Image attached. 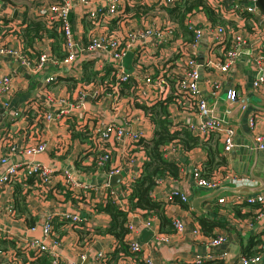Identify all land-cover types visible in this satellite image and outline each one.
<instances>
[{
    "label": "crops",
    "instance_id": "obj_1",
    "mask_svg": "<svg viewBox=\"0 0 264 264\" xmlns=\"http://www.w3.org/2000/svg\"><path fill=\"white\" fill-rule=\"evenodd\" d=\"M219 1L227 9L232 4H242L244 0ZM26 2L27 0L6 2L0 0L4 14L0 17V43L9 42L15 47L22 45L31 57L37 56L42 48L49 47L56 58H64L66 52L62 46L46 33L36 37L31 45L26 44L24 28L17 29L16 26L20 25L18 19L24 16L20 4ZM143 2L145 5L128 8L132 13L127 12L132 15L129 25L143 26L144 18L157 10L160 12L159 16L172 17L161 0ZM258 9L256 14L247 15L244 20L241 19L244 15L240 14V10L236 13L227 12L225 18L233 24L232 30L226 31L221 39L211 34L214 24L204 9L196 8L191 18L204 28L196 45L197 58L204 64L202 75L206 70L212 71L213 67L209 65L213 61L223 58L224 51L228 49L235 35L233 26L235 29L244 27L246 31L247 44L240 51L243 55H238L228 70L220 71L215 68L213 71L215 77L221 78V87L210 91L201 80L199 82L201 92L210 107H213L214 114L228 120L236 128V145L231 151L224 153V157L226 166L233 174L248 178L249 182L244 185L246 187L260 184L246 168L251 165L254 156L253 152L248 153V136L264 132V94L251 85L256 73L254 58L261 45V32L264 30V13L259 7ZM81 10L82 6H79L71 14L79 36L81 31H86L89 26L85 19L79 20ZM186 13L187 10L180 6V20L178 17L173 37L165 38L157 47H153L151 35L143 41H136L122 57L125 67L134 69L135 56L142 54V70L135 69L138 74L142 75L143 70L145 72L149 69L148 71H154L151 75L155 77L162 69L170 70L178 56L179 45L182 46L193 37L184 22ZM57 64L48 62L43 71L30 72L12 56L0 58V73L12 75L11 90L0 95V156L7 153L10 145H15L19 151L28 144L44 140L46 147L43 152L27 157L14 151L11 159L16 162L28 158L42 161L51 171L50 185L58 188L46 190L40 186L39 178L35 176H29L25 181L14 179L0 186V251H15V248L19 247L18 252L22 260H30L32 264H53L54 260L58 261L57 264H69L72 261H80L81 256H84L82 264H90L92 256L99 251L108 256L107 264H143L139 259L140 253L132 252L128 247L126 252L114 250L117 245L116 237L106 230L111 216L98 206L105 203L103 200L108 188L123 182L133 169L144 162L146 151L139 144L134 145L135 139H132L131 134L141 130L146 140L152 138L155 130L152 116L163 117L160 107L155 105L153 114L148 116L143 107L148 104L129 101L128 83H123L121 90L124 97L119 98L117 103L109 96L100 98L87 96L83 105L69 114L46 119L43 116L46 111L57 112L66 102L74 101L79 87L88 86L94 81L114 79L107 57H102L98 61L76 60L72 64L69 63V66L64 62ZM57 68L61 71L56 74V79L45 82V76L54 73ZM228 86L235 90L238 98L236 101H230L226 97L225 89ZM162 105L166 107L167 112L170 110V103ZM13 108H23L24 115L14 117L10 112ZM173 115L183 118L182 113L176 112ZM251 115L256 119L254 126L248 123ZM99 118L107 122L112 120L123 128L121 137L112 142H115L116 146L112 149L111 158L103 166H97L94 161L96 146L91 135ZM167 118L171 121L169 117ZM199 140L200 143L197 145L179 152L175 162L179 164L180 171L176 178L165 174L153 185L152 198L162 200L166 204V219L163 222L156 212L147 213L138 208H130L127 199H125L127 203L125 201L123 203L122 209L126 211V219L134 223L132 231H128L125 237H134L142 248V253L149 256L154 264L194 262L197 255L211 254L214 251L207 242L210 236L220 233L226 236V241L221 246L223 260L216 257L207 260L220 261L216 264H234L233 260L238 256V252L244 249L249 237L256 234L260 236L264 230V216L261 221L254 218L255 211L260 208L258 205L245 202L235 206L218 203L217 198L229 195L230 190H223L216 197L205 198L209 192L219 187L241 186L235 181L223 182L214 189L194 185L190 174L192 167L195 164L203 165L210 158V153L216 155L222 150V142L215 131L205 137L200 136ZM258 151L253 171L255 176L264 178V150ZM128 155L134 159L133 162H130L131 158ZM244 156L246 159L243 160ZM4 168L5 164L0 163V173ZM65 168L79 184L64 188ZM111 171L114 172L112 174L121 173L116 184L115 180L112 183L110 181ZM83 184H88L89 187ZM174 187L186 192L187 201L168 202L165 199L170 188ZM124 197L126 198V195ZM110 200H113V197ZM115 201L117 203V200ZM9 204H13L12 211L8 209ZM70 211H77L82 220L71 222L64 219L62 213ZM148 214L151 218L149 225L138 222L140 216L145 218ZM174 215L183 219L185 223L183 231L174 230L171 221ZM201 216L215 218L218 222L207 232L199 221ZM48 218L51 219L52 233L45 235L43 224ZM198 224L200 232L195 235L191 228ZM32 226L34 228H30ZM31 237H42L47 245L46 251L34 256L31 248L23 250L25 240Z\"/></svg>",
    "mask_w": 264,
    "mask_h": 264
},
{
    "label": "built area",
    "instance_id": "obj_2",
    "mask_svg": "<svg viewBox=\"0 0 264 264\" xmlns=\"http://www.w3.org/2000/svg\"><path fill=\"white\" fill-rule=\"evenodd\" d=\"M3 1L6 2L8 0ZM180 1L183 0H161L162 4L167 6V10L170 7L178 5ZM255 2L256 0H244L242 4H232L225 9V6L219 0H204V3L210 6L219 18L215 22L210 19L212 24H214L211 34L221 39L226 31L232 30L233 24L225 18L227 12L236 13L237 10H240V14L244 15H240L242 20L247 15L256 14L259 9ZM144 3L143 0H27L26 3L20 4V7L24 10V16L18 19L20 25H16L17 29H22L29 18L41 21L45 28L56 29L62 34L61 45L66 55L62 59L56 58L50 48L45 47L40 50L37 56L31 57L25 52L22 45L15 47L12 43L4 42L0 43V58L6 57V55L12 56L20 65L24 66L23 68H26L30 72H41L45 69L48 62H54L55 64L64 62L69 66V63L72 64L76 60L94 59L98 61L102 57H107L112 67L111 75L114 77L113 80L94 81L90 82L88 86L79 87L74 101L66 102L67 105L65 104L57 112L46 111L43 116L49 119L69 114L75 108L81 107L87 96H98L97 98L109 96L113 99L114 103H117L119 98L124 97L121 85L128 83L129 94L127 97L133 103H145L148 104L147 106L160 101L165 104L170 103V110L166 115H162L170 118L171 121L168 125L170 131H178L182 127H186L191 130L192 134L202 137L215 131L219 134L222 142L223 153L231 151L236 145V128L228 120L214 114L213 107H210L201 92L199 82L201 80L210 91L218 90L221 87V78L215 77L213 71L215 68H218L220 71L228 70L235 62L237 56L243 55L240 51L247 44L244 27L235 29L233 26L235 35L231 39L228 49L224 51L223 58L213 61L211 65L205 63L213 67V69L212 71L206 70L202 75L204 64L200 63L197 58L196 45L204 28L191 19L196 11V8H192L187 11L184 19L187 28L193 34L192 40H188L182 46L179 45L177 48L178 56L170 70L162 69L153 77L151 73H154V71H148L149 69H147L145 72L143 70V74L140 75L135 69L142 70L143 55L137 54L135 56L133 62L134 69H127L123 64L122 57L136 41H143L150 35L153 37L151 41L153 47H157L165 38L169 37L170 39L173 37L178 25V19L168 15L159 16V10L148 14L143 20V26L136 27L129 25V19L132 15L127 13H131L128 8H134L136 5H145ZM79 6H82L81 13L78 15L79 20L85 19L89 24L86 31H81L80 36L78 35V30L75 29L71 15ZM197 8L204 9L202 5H199ZM3 15L0 6V17ZM261 39V45L258 47L254 58L256 73L251 80V85L254 89H259L264 94V30L261 32ZM186 45H189V47ZM59 71L61 69L57 68L54 73L46 75L44 78L45 82L54 81ZM11 76L10 73H0V95L11 90ZM225 91L226 97L230 101L238 99L235 90L231 86H228ZM143 107L145 108V105ZM146 111L148 116H150V111L148 109ZM10 112L14 117L24 115L23 108H13ZM176 112L182 113L183 118L180 119V117L173 115ZM248 123L250 126L255 125L256 119L254 115L250 116ZM122 133L123 128L120 125H116L114 121L110 120L107 122L104 119H98L91 134L96 146L94 161L97 166H103L111 158L112 149L116 146V143L112 142L121 137ZM131 137L135 139L134 145L137 143L145 150L143 143L149 139L146 140L142 136L141 130L132 133ZM252 140L254 144H248L249 148L255 147L258 150H264V132L254 133ZM45 147L44 140L28 144L19 151L16 150L15 145H10L7 153L0 156V163L5 164L4 170L0 173V186L14 179L25 181L29 176H35L39 178L40 186H43L46 190L49 188L58 190L57 187L50 185L51 171L42 161L28 158L16 162L11 159V156L16 152L28 157L43 152ZM161 149L168 159L177 161L179 152L185 148L180 142L179 137H174L163 143ZM144 153L146 154V152ZM128 156L131 158L130 162H133L134 159L130 155ZM146 158L147 155L145 156ZM142 165L143 163L138 168L133 169L130 176L123 182L115 185V187L108 188L103 201L106 202L113 197L112 201L116 203L115 200H117L116 204L123 208L125 199L128 200L132 183L142 171ZM202 169V164H195L190 170L194 185L200 188L214 189L227 181H235L238 185H245L249 182L247 177H238L233 174L226 165L218 167L209 176L203 175ZM63 173L64 188H70L79 184L67 168L64 169ZM112 173L114 172L111 171L110 174ZM159 181L160 178L156 179V183ZM83 186L87 187L88 184H83ZM125 195L126 198L124 197ZM165 199L168 202H174L176 199L187 201L188 198L186 192L178 187H174L170 188ZM127 200L125 203H127ZM217 202L227 203L232 206L243 202L258 205L260 208L255 211L254 218L261 221L264 216V189L247 194L231 192L227 196H219ZM8 209L12 211L13 204H9ZM62 217L71 222H80L82 220L77 211L63 212ZM150 221V214L145 218L140 216L138 220V222L147 225L150 224ZM171 221L175 231L180 232L185 229V223L178 215L172 216ZM250 221L253 220L250 219ZM125 224L128 231H132L134 226L132 220L126 219ZM191 232L198 235L200 225L192 227ZM43 233L45 235L52 233L50 218L43 224ZM259 238L260 241L251 248L250 253H245L243 250L238 252V256L233 260L234 264H264V230L261 231ZM124 240L129 250L140 253L139 259L143 264H154L149 256L142 253L143 250L134 237L128 236ZM25 241L23 250L31 248L34 256L46 251L47 245L42 237H31ZM225 241L226 236L222 233L210 236L207 243L214 251L211 254L197 255L194 262L201 263L212 257L223 260L224 253L221 246ZM18 248H15V251H0V264H32L30 260H22ZM83 257L81 256L80 261H72L69 264H82ZM107 259L108 256L104 252L99 251L92 256L90 264H107ZM57 262V260H54L53 264H57Z\"/></svg>",
    "mask_w": 264,
    "mask_h": 264
},
{
    "label": "trees",
    "instance_id": "obj_3",
    "mask_svg": "<svg viewBox=\"0 0 264 264\" xmlns=\"http://www.w3.org/2000/svg\"><path fill=\"white\" fill-rule=\"evenodd\" d=\"M199 5H202L204 7L207 16L213 22L219 19L218 16L213 12L211 7L204 3V0H183L181 4L168 8V12H170V15L173 18L178 19V17L180 18V6L183 7L185 11H188L192 8H197ZM23 28L26 44L28 45H31L34 39L36 37L42 36L44 32L53 37L54 41H58L59 45H61L62 43V34L59 31H57L56 29L45 28L41 21L34 18H29ZM155 105H159L162 114H167L166 107L162 105V101L157 102L156 104H153L151 106H145V108L153 114ZM152 119L155 122L154 135L151 139H149L148 141H144L143 143L147 158L143 162L140 175L132 183L131 191L128 195V200L130 208L145 210V212L147 213L156 212L163 222L166 219V204L162 200L153 199L150 195V190L156 183V179L162 177L165 174L177 177L179 175L180 166L175 161L169 160L163 154L161 146L168 140L174 137H179L183 147L187 150L192 146L200 143V136L192 134L191 130L186 127H182L178 131H170L168 128L170 121L166 116L158 118L152 116ZM209 156L210 158H208L203 164L202 174L205 176H209L218 167H223L226 165V160L222 150L218 151L216 155L210 153ZM98 208L107 211L111 216V220L106 230L114 234V236L116 237L117 245L114 250H122L126 252L128 249L127 244L124 240L125 235L128 231V228L125 224L126 211L120 208L112 200H107L103 205H99ZM199 221L203 229L207 232L210 231L209 228H211L216 222H218L215 218L209 219V217L205 216H201L199 218ZM258 241H260L259 234L250 236L247 243L245 244L243 251L245 253H250L251 248ZM219 262L220 261L213 259L205 260L201 263L191 262L189 264H216Z\"/></svg>",
    "mask_w": 264,
    "mask_h": 264
},
{
    "label": "water",
    "instance_id": "obj_4",
    "mask_svg": "<svg viewBox=\"0 0 264 264\" xmlns=\"http://www.w3.org/2000/svg\"><path fill=\"white\" fill-rule=\"evenodd\" d=\"M256 5L261 9V11L264 13V0H256ZM248 138H249V140H248V142H247V144H251V142H252V144H254V142H253V140H252V137L251 136H248ZM241 148L243 149L244 147L243 146H241ZM253 152V154H254V156H253V160H252V163H251V165H249V166H247L246 168L248 169V171H249V174L252 176V177H254V178H256V180H258L259 181V183L260 184H258V186H255V187H246V186H244V185H241V186H223V187H219V188H217V189H215V190H213V191H211V192H209V194L208 195H206V197L205 198H210L211 196L213 197H216L221 191H223V190H230L232 193H241V194H247V193H252V192H257V191H259V190H261V189H263L264 188V178L263 177H260V176H255L254 175V167H255V165H256V162H257V156H258V154H259V151H258V149L257 148H248V153L250 154V153H252ZM244 159H246V157L244 156L243 157V160ZM120 177H121V173H115V174H112L111 176H110V181H111V183H112V181L113 180H115V183L114 184H116L118 181H119V179H120ZM204 198V199H205ZM198 200V199H197Z\"/></svg>",
    "mask_w": 264,
    "mask_h": 264
},
{
    "label": "rangeland",
    "instance_id": "obj_5",
    "mask_svg": "<svg viewBox=\"0 0 264 264\" xmlns=\"http://www.w3.org/2000/svg\"><path fill=\"white\" fill-rule=\"evenodd\" d=\"M179 20H180V18H179ZM234 164V163H233ZM234 168H235V166H234Z\"/></svg>",
    "mask_w": 264,
    "mask_h": 264
}]
</instances>
